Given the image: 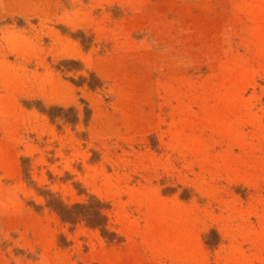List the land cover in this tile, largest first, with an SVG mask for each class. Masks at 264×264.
Returning <instances> with one entry per match:
<instances>
[{"label": "rangeland", "instance_id": "obj_1", "mask_svg": "<svg viewBox=\"0 0 264 264\" xmlns=\"http://www.w3.org/2000/svg\"><path fill=\"white\" fill-rule=\"evenodd\" d=\"M0 264H264V0H0Z\"/></svg>", "mask_w": 264, "mask_h": 264}, {"label": "trees", "instance_id": "obj_2", "mask_svg": "<svg viewBox=\"0 0 264 264\" xmlns=\"http://www.w3.org/2000/svg\"><path fill=\"white\" fill-rule=\"evenodd\" d=\"M52 109H54V108H51L50 110H52ZM58 109H61V108H58ZM70 110H71V108H70ZM96 203L101 206V203L99 202V200H96ZM85 206H87V205L76 203V204H73L72 206L68 207L66 205H63L61 202H58V204H56L54 206V208L63 220L72 221L73 218H75V216L77 215V212H75V210L77 208H82ZM81 215L86 217L85 213H83ZM87 220H88V218H87ZM102 220H103V215L100 213V211L98 209L94 210V215L92 216L91 219L89 218V222H91L92 224H100Z\"/></svg>", "mask_w": 264, "mask_h": 264}]
</instances>
